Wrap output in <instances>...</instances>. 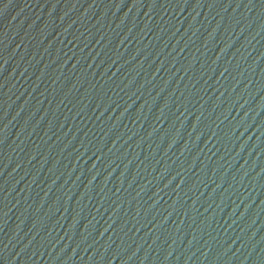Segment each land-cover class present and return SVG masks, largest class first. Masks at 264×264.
<instances>
[{"label": "water", "instance_id": "water-1", "mask_svg": "<svg viewBox=\"0 0 264 264\" xmlns=\"http://www.w3.org/2000/svg\"><path fill=\"white\" fill-rule=\"evenodd\" d=\"M0 264H264V0H0Z\"/></svg>", "mask_w": 264, "mask_h": 264}]
</instances>
